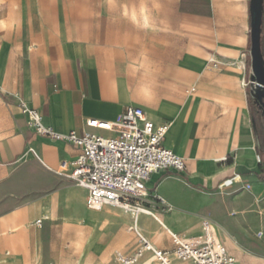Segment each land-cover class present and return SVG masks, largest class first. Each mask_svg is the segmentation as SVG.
I'll use <instances>...</instances> for the list:
<instances>
[{
	"label": "crops",
	"instance_id": "1",
	"mask_svg": "<svg viewBox=\"0 0 264 264\" xmlns=\"http://www.w3.org/2000/svg\"><path fill=\"white\" fill-rule=\"evenodd\" d=\"M249 32V0H0V264H27L18 250L45 249L56 224L77 238L74 264L134 245L130 216L87 209L85 191L57 174L76 150L30 129L21 102L63 134L127 107L168 123L163 146L186 169L151 175L149 242L199 241L193 232L210 223L236 264H264V118L243 87L250 70L230 65L248 57ZM261 38L264 56V2Z\"/></svg>",
	"mask_w": 264,
	"mask_h": 264
},
{
	"label": "built area",
	"instance_id": "2",
	"mask_svg": "<svg viewBox=\"0 0 264 264\" xmlns=\"http://www.w3.org/2000/svg\"><path fill=\"white\" fill-rule=\"evenodd\" d=\"M246 59L247 55L242 54L240 60L230 65L242 62L245 69ZM210 62L213 66L219 65L213 59ZM243 87H248V82ZM20 108L29 128L37 135L75 148V159L71 163L61 162L56 172L67 176L85 191V205L91 211L104 206L119 207L132 214V223L136 225V216L143 212L149 214L143 204L151 194L147 188L151 175L164 171L184 172L186 169L184 159L163 146L168 123L154 125L139 107L125 108L112 122L87 120L86 127L95 132L83 130L65 134L45 126L37 110L22 102ZM30 153L37 158L32 149ZM42 222L37 220L34 224L41 226ZM131 231L137 237V248L129 255L115 252L113 264H236L207 224L203 225L199 241L168 232L170 250L152 246L135 228Z\"/></svg>",
	"mask_w": 264,
	"mask_h": 264
},
{
	"label": "rangeland",
	"instance_id": "3",
	"mask_svg": "<svg viewBox=\"0 0 264 264\" xmlns=\"http://www.w3.org/2000/svg\"><path fill=\"white\" fill-rule=\"evenodd\" d=\"M246 72L250 70L249 56L246 59ZM256 112L254 108V113ZM4 114V110L0 106V128L6 126V118L2 116ZM89 132H95L94 130H89ZM154 201V198L150 194L148 198L144 201V208L149 212V214H142L140 217V222L144 226H149L151 230L147 233H142L149 241L150 235H153V228H157L158 225L154 221V217H157L156 214L151 215V204ZM162 211V209H160ZM123 217H129L128 215L123 214L122 212L117 211ZM130 223V222H129ZM209 228L212 230L215 235L214 227L212 224L207 223ZM128 226H124L127 229ZM55 233L52 236V239L48 241V245L45 249H36L34 244H31L30 248L19 249L18 253L26 258L27 264H35L37 257H44L47 264H74L78 260V251H77V238H74L72 235L70 236L66 230L68 227L65 225H54ZM132 228H135V225H131L129 227V231ZM136 229V228H135ZM189 235V232H185ZM194 235L202 236L203 234V224L198 225L196 231L193 232ZM132 236V242L134 243L133 249L129 252L132 253L134 249L137 248V237L133 231L128 233ZM165 236L167 235L164 233ZM216 236V235H215ZM86 249H82L79 252V256L83 257ZM118 251V249H112L109 254L102 253L98 257L97 256H89L87 257L82 264H112L114 252ZM175 264H185L183 262H176Z\"/></svg>",
	"mask_w": 264,
	"mask_h": 264
},
{
	"label": "water",
	"instance_id": "4",
	"mask_svg": "<svg viewBox=\"0 0 264 264\" xmlns=\"http://www.w3.org/2000/svg\"><path fill=\"white\" fill-rule=\"evenodd\" d=\"M263 2L264 0H249L250 47L248 56L250 76L248 80V94L264 117V59L260 45ZM252 129L257 138L258 132L255 122L252 123Z\"/></svg>",
	"mask_w": 264,
	"mask_h": 264
},
{
	"label": "bare ground",
	"instance_id": "5",
	"mask_svg": "<svg viewBox=\"0 0 264 264\" xmlns=\"http://www.w3.org/2000/svg\"><path fill=\"white\" fill-rule=\"evenodd\" d=\"M240 66H241V68H242V64H240ZM104 207H108V208H112V209H117V210H119V211H121L123 214H125V215H128V216H130V218H132V214L131 213H129V212H126V211H124L122 208H119V207H109V206H104ZM104 207H102V208H104ZM101 209V208H100ZM142 214H146L145 212H143V213H140L138 216H136L137 217V219H138V217L140 216V215H142ZM156 220V219H155ZM163 226V225H162ZM135 228H136V226H135ZM163 228V227H162ZM136 230H137V228H136ZM164 231V230H163ZM150 243V242H149ZM151 244V243H150ZM152 245V244H151ZM153 246V245H152Z\"/></svg>",
	"mask_w": 264,
	"mask_h": 264
},
{
	"label": "flooded vegetation",
	"instance_id": "6",
	"mask_svg": "<svg viewBox=\"0 0 264 264\" xmlns=\"http://www.w3.org/2000/svg\"><path fill=\"white\" fill-rule=\"evenodd\" d=\"M251 102H252V107L253 108H255V110L257 111V113L260 115V116H262L261 115V111L258 109V106H256L254 103H253V100L251 99ZM263 117V116H262ZM264 118V117H263ZM263 131H264V126H263Z\"/></svg>",
	"mask_w": 264,
	"mask_h": 264
},
{
	"label": "trees",
	"instance_id": "7",
	"mask_svg": "<svg viewBox=\"0 0 264 264\" xmlns=\"http://www.w3.org/2000/svg\"><path fill=\"white\" fill-rule=\"evenodd\" d=\"M263 42H262V38L260 39V45H261V52H262V56H263V50H262V47H263V44H262ZM263 59H264V56H263ZM252 109H253V107H252ZM251 117L253 118L254 117V114H253V110H252V112H251Z\"/></svg>",
	"mask_w": 264,
	"mask_h": 264
}]
</instances>
